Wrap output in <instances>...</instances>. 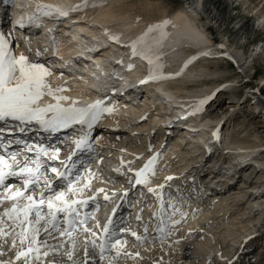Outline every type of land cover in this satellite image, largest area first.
Here are the masks:
<instances>
[{
  "label": "bare ground",
  "instance_id": "1",
  "mask_svg": "<svg viewBox=\"0 0 264 264\" xmlns=\"http://www.w3.org/2000/svg\"><path fill=\"white\" fill-rule=\"evenodd\" d=\"M118 1L120 0H104L100 7L69 11V15L66 17L58 15L60 19L67 18L70 22L76 23H73L75 27L73 26L71 32L68 33V38L62 35L68 40L61 45L56 53V57L60 60L45 63V66L49 67L52 73L48 77L50 84L53 88L57 86L66 87L68 91L62 94L77 99L79 103H89L92 100L100 99L104 100L105 104L114 110L110 114H104L102 118V126L104 127L96 129L103 134L101 140H97L99 145H95L96 151L94 150L88 155L80 153L81 156H87V159L95 158L93 162L90 159L89 163L79 165L77 163L79 154L70 162L64 156L57 161H46L45 164L47 167H58L63 171L64 166L60 165L59 161H65L74 180L77 179L78 171L83 170L84 179L76 181L88 182V187L82 195L78 194L76 198L91 196L94 199L88 200L87 205L81 208L82 214L96 208L98 213L95 214V217L98 220L99 217H105L109 214L110 207L115 206L113 202L120 200L110 227L115 234L114 238L120 239L122 242L126 241V243L120 248L118 256L116 249L109 247L103 260L99 257V250L97 249L93 253L89 245L87 246L89 257L86 261L82 251L86 247L85 240L87 237L81 234L76 239V248L72 260L67 261L63 255L71 247L68 241L64 242L63 248H59L60 253L54 251L51 246L56 245L59 239L66 240L68 238H59L58 234L54 233L58 239H47L49 247H41L40 254L38 256L36 254L33 259L43 258V252L47 251L45 264L51 262H56V264H73V262L76 264H84V262L85 264H230L234 256L239 253L242 256L251 254L253 258H249L253 260L249 263L264 264V244L259 251L252 247L254 241L264 238L263 234L259 233L264 228V221L261 220L264 219V211H261V214L258 212L259 216L256 219L250 215L264 204V178H259L258 183H255V180L253 185L249 184L250 187L245 184L249 183L251 179L243 178L244 174L241 173V187L246 188L239 187V194L234 199V195H229L236 187H229L231 184H229V178L232 175L230 173L233 172L236 175L241 172L238 170L242 169L240 166L248 168L250 165L253 168L252 172L264 173V136L261 131L253 130L256 133L251 132L249 134L248 130L251 126L249 121L239 126L240 123H236L232 115L219 113L220 102L212 100L210 104L206 103L202 106L203 111L189 117V120L178 121L180 122L178 126L186 123L190 128H193L184 127V130L197 131V138L192 139L190 144L186 143V137L195 133L181 132L182 128H180L178 129L180 134L177 132L178 136L176 134L173 137L171 134H167L168 123L183 114L182 106L193 104L207 96L213 98L212 95L215 92L234 89L236 85L234 82L237 77L227 78L225 75L228 70L226 68L220 69L215 59L222 60L219 56L221 58L227 56L244 66L246 70L248 64L253 62L252 54L258 53L259 59L264 58L263 37L251 45V52L248 56L241 46L229 42L227 37L222 44L218 43L216 47H213L212 40L208 36V28L201 23V14L205 16L207 21L219 27L225 22V14L231 0H207L206 3L203 0H180L184 5L168 7L166 11L158 15L136 13L123 7V5H118ZM239 1L242 5L246 4V7L255 10L257 20H260L261 26L264 27V2L259 5L262 0L257 3L255 0ZM1 2L7 3V0H1ZM88 2L91 3L92 0H88ZM78 3H81V0H25L23 4H18V6L37 8L39 5L38 11L49 15L50 13L57 14L64 10H70L73 5ZM27 8H22V10ZM51 14L48 18L41 17L40 20L35 17L37 20L34 23L36 25L39 23L40 26L36 31L37 36L36 34H29L23 37V41L27 45L26 48L34 52L40 49L43 51L45 45L48 44L47 41L55 38L56 31L61 28L54 24L57 20ZM165 19L171 23L167 26L170 35L161 49L165 53L163 57L164 73L175 74L180 72V75H173L172 78L166 80L152 81L154 85L149 83L147 87H144L145 96L140 98V101L138 96L134 97L133 93L120 95V91L124 90L131 81H138L147 75L148 68L147 62L139 57H132L131 49L125 47L123 43L128 44L140 35L149 24ZM40 22L46 23L48 29L43 28ZM2 25L5 23L2 22ZM105 28L108 29L109 33L120 34L119 43L108 39L104 31ZM63 30L67 33L66 29L63 28ZM251 30V22H240L235 36L246 38ZM81 33L89 39L88 44L84 46L87 53L78 45V38ZM0 34L9 39L10 47L13 50L15 38L8 32L3 33L1 30ZM23 48L21 46L16 47V54L19 55L24 53V49L27 50ZM223 50L224 53H221ZM98 51H103L101 56H95L99 54ZM201 52L208 54L198 55ZM192 56H196V59L184 67L185 61ZM85 57L87 61H81L80 58L84 59ZM73 58L76 60L78 58L81 62L76 65ZM34 61L44 63L39 59ZM129 63L134 65L133 70H125L123 67ZM60 68H65L67 71ZM182 68L183 71L181 72ZM114 80L117 82L112 86ZM245 92L243 90L242 93L245 94ZM136 99L138 100L136 101ZM45 102L53 101L51 97H45ZM254 103L260 106L262 102L255 100ZM262 113L264 114V109H262ZM230 124L232 125L231 129L229 128ZM241 126H244L241 129L245 131L244 133L240 135L238 132H234L238 131ZM139 131H141L140 135ZM214 132L216 133L215 136L213 135ZM29 135L32 136V134ZM78 137L66 132L64 143H62L63 136H61V141L58 136L51 141L53 142L52 145L61 148L62 145L58 144L61 142L69 148V139ZM193 142L202 146V153L205 152L204 150L209 151L215 148L214 145L218 146L220 152L214 155L215 150L211 154V159H209V155L207 160L206 158L202 160V156H200L197 159L199 160L198 168L189 167V164L184 162L185 157L189 156L194 159L200 154V151L198 154L191 153L192 150L189 145ZM183 143L188 146L182 147ZM103 145L111 147V150L106 151ZM99 149L104 154L96 157V152ZM222 153H227V157H223L226 160H222ZM150 154H158V162H160L158 171L147 186H135L137 189L134 188L133 193L141 192L138 198L144 199L146 205L150 206V216L155 213L160 219L165 220L167 234L155 231L149 235V231H147V234L140 235L144 237L143 242H138L131 235L132 227L128 229L119 224L117 215L125 209L124 200L130 197L132 193L133 178L131 175L126 176L130 174L133 163L145 159ZM73 162H76V165ZM224 164H228L227 168H230L228 175ZM220 165L222 167L218 169ZM112 167L119 168L121 176L116 179L115 183H112L113 185H110L107 180L110 171L107 169ZM171 177L173 180L169 182L168 179ZM10 181L13 186L19 185L16 178H11ZM216 185L218 189L215 188ZM65 186L64 180L54 179L56 189ZM110 188L111 191H109ZM149 188L154 189V191L148 192ZM259 188L263 192L260 191V193ZM97 189L104 191L99 192ZM208 191L214 192L209 202L206 199ZM105 195L110 197L107 202L104 200ZM166 199L169 200L166 201ZM244 203H247V207L242 208L243 212L239 213L238 208H240L239 206L243 207ZM97 205L98 207H96ZM169 205H173V208H169ZM175 209H179V211H174ZM172 212L174 214L171 219L180 220L179 224L173 225L167 219L168 214ZM139 220V227L146 224L148 230L153 229L152 222L147 223L146 214L141 215ZM93 223L94 221L90 219L87 226L91 228ZM153 223L155 224L154 221ZM122 228L125 229L124 232H121ZM96 231L99 233L100 229H96ZM135 232L138 234L137 231ZM252 232H256L257 235L250 237ZM206 235L211 237L214 244V247L208 250L212 254L209 258L207 257L208 259L199 256L207 254L203 252L202 242H200L201 238ZM241 248L242 251L239 252ZM3 252L4 255L0 258L12 260L16 249L5 244ZM214 253H217L219 258L213 257ZM16 261L18 264H24L23 257ZM239 263H241L240 259Z\"/></svg>",
  "mask_w": 264,
  "mask_h": 264
},
{
  "label": "snow or ice",
  "instance_id": "2",
  "mask_svg": "<svg viewBox=\"0 0 264 264\" xmlns=\"http://www.w3.org/2000/svg\"><path fill=\"white\" fill-rule=\"evenodd\" d=\"M103 2L104 0H92L89 3L88 0H81V3L73 5L70 10L61 11L59 15L66 17L69 11L100 7ZM27 19L31 22L33 17ZM170 23L171 21L165 19L149 24L140 35L124 45L131 49L132 57H139L147 62V75L140 81L142 84L180 75V72L164 73L165 53L161 49L170 35L167 31ZM104 31L110 41L119 43V33H109L107 28ZM40 54L37 50L36 56ZM207 54V52L198 53V55ZM194 59L196 56L190 57L185 61L184 67ZM133 67L132 63L128 64L129 70ZM51 74L50 68L45 64L30 59L24 53L15 54L10 47L9 39L0 34V149L3 150L0 151V256L4 255L5 244L16 249L12 260L0 259V264H14L21 257L24 258V264H29L30 254L36 253L38 256L41 247H49L47 245L49 238L53 240H57L58 237L68 238L71 247L65 254L70 261L76 248V239L81 234L87 237L84 249L86 261L89 257L87 247L89 245L93 253L99 250V257L103 260L109 247L116 249L118 256L120 248L126 243L114 238L115 234L110 227L112 216L101 225L93 212L81 213V208L87 205L88 200L94 199L91 196L87 200L76 198L78 194L82 195L85 192L88 182L81 183L74 180L65 161H59L60 165L64 166L63 171L58 167L46 166V161L59 159V146L46 147L15 136V133H24L32 125H37L43 131L51 133L79 125L81 135L71 141L75 149L79 150L90 147L85 128L91 129L105 113L110 114L114 110L100 99L83 106L79 105L77 99L62 94L68 91L66 87H52L48 80ZM45 97H51L53 102H45ZM210 99L211 96H207L189 105L188 114L195 115L203 111L202 106ZM213 135L215 136L216 133L214 132ZM13 145L21 147L12 150ZM157 158L158 154L151 156L143 167L135 172L137 185L147 186L149 174H155L153 166ZM71 159V156L67 158L69 162ZM9 178H16L21 182V186L14 187L8 182ZM54 179L64 180L66 186L56 189ZM97 191L104 190L97 189ZM148 191L153 192L154 189L149 188ZM109 199L108 195L104 196L106 202ZM169 208H173V205H169ZM112 211L115 213L116 209L113 208ZM173 214L174 212L169 213L167 219L173 225L179 224L180 220L171 219ZM89 219L94 221L91 228L87 226ZM139 219L140 217L137 216V220ZM166 228L165 220L161 219L156 231L167 234ZM96 229H100L99 233ZM124 231L125 229L122 228L121 232ZM147 231L145 225L144 233L147 234ZM54 233L58 234V237ZM131 235L138 242L144 240V237L137 235L135 231H132ZM51 247L54 251L63 248V239H59L58 243ZM43 255L47 256L48 252L44 251Z\"/></svg>",
  "mask_w": 264,
  "mask_h": 264
},
{
  "label": "rangeland",
  "instance_id": "3",
  "mask_svg": "<svg viewBox=\"0 0 264 264\" xmlns=\"http://www.w3.org/2000/svg\"><path fill=\"white\" fill-rule=\"evenodd\" d=\"M203 1L206 3L207 0H203ZM258 1L259 0H255L256 3ZM24 2H25V0H17V5L23 4ZM262 2H264V1L262 0L261 3L259 2V5H261ZM118 5H123V7H126L129 10L134 11V12L139 13V14L143 13V14L158 15V14L163 13V11H166L168 7L173 8V7L181 6L184 4L180 0H120V1H118ZM58 15H59V13L54 14V16H58ZM225 15H226L225 16V22L218 27L216 24H214L210 21H207L205 16L201 14V23L204 26H207L208 32H209L208 36L212 40L213 47H216L218 45V43L222 44V42L225 41V37H227L229 42H232V43L234 42V43H236V46H241L242 49L244 51H246L245 54L248 56L249 53L251 52L250 51V49L252 48L251 45L254 42L261 39L262 37L264 39V27L261 26L260 20H257L256 15H255V10L250 9L249 7H246V4L242 5L239 0H231V2L229 4V8L227 10V13ZM68 18H73V17H68ZM61 20H63V21L57 20L54 24L59 28H61V27L64 28V26H65L67 34L70 33L71 29H73V26H74L73 23H76V22H74V21L70 22L67 18L66 19L62 18ZM77 21H80V20H77ZM244 21L245 22L249 21V23L251 22V28H252L251 32L246 36V38L235 36V32H237V26L239 25L240 22H244ZM80 22H83V21L81 20ZM41 25L44 26V24L42 22H41ZM45 27H46V25H45ZM91 27L93 28V26H91ZM46 29H48V27H46ZM82 34L83 33H81V35L78 38L79 39L78 45H80V47L82 49H85L84 46H86L88 44L89 39L86 37V35H84V34L82 35ZM35 41H37V40H35ZM123 45H126V43H123ZM16 47L18 48L19 46H18V44L14 43L13 44V51L15 54H16V51H15ZM84 51H86V53H87V49H85ZM24 53H26L25 49H24ZM102 53H103V51H101L98 55H95V56H101ZM221 53H224V50ZM257 54L258 53L252 54L253 62L248 64V69H246L247 71L244 69V66H241L234 59L229 58L227 56H223L222 58H221V56H219L220 59H222V60H219V59L216 60L215 59V62L218 64L220 69L226 68V70H228V73L225 75V76H227V78L234 77V76L237 77L236 81L234 82L236 85H235L234 89H232V90L221 91V92L219 91L217 93L215 92L212 95L213 98L211 97V99H210L211 101L208 100L207 104H210V102H212V100H215V101L218 100L220 102L219 106H218L219 107V110H218L219 113L223 112V114L226 113V115H232L234 118V121L236 123L237 122L240 123L239 126L244 124V123L246 124L249 121L251 123V126H250L251 130L249 129L248 133L249 134H251V132L256 133L253 130H259V131H261V134H263V136H264V114L262 113V109H264V85H263L264 84V58L261 57L259 59ZM261 55H263V54H261ZM80 59H81V61H87L86 58H84V59L80 58ZM80 59L77 58V60H76V58H73L74 64L78 65L81 62ZM43 64H45V63H43ZM60 69H62V68H60ZM62 70L67 71V69H65V68ZM116 82L117 81L114 80V82H112V86H114V84ZM68 84H70V83H68ZM243 90L246 91L245 92L246 95L242 93ZM255 100H260V102H262L260 104V106L255 105V103H254ZM231 104H235V105L232 106ZM183 124H185V123H183ZM242 127H244V126H241L238 129V131H234V130L233 131L238 132L241 135L242 133L245 132V131L241 130ZM229 128L230 129L232 128L231 124L229 125ZM183 131L186 132L187 130H181V132H183ZM187 132H191V134L195 133L194 135H189L186 137V140H187L186 143L190 144V141L192 139L194 140L197 138L196 137L197 131L189 130ZM140 133H141V131H139V135H140ZM179 134H180V132H179ZM130 135H132V134H130ZM177 136H178V134H177ZM137 143H138V141H137ZM186 143H183L182 147L186 148L185 146H188ZM193 143H191V145H189L191 150H192L191 153L192 154H198L200 151V154L197 158L195 157L194 159H192V157L190 158L189 156L185 157L186 159L184 160V162L189 164V167L195 166V168H198L199 160H197V159H199L200 156H202V160H204L205 158L207 160L208 159L207 157L209 155H210L209 159H211V154H212V152L214 153L215 150L216 151H215L214 155H216L218 152H220V149L218 148V146L214 145L215 148H213L209 151L204 150L205 152L202 153V146H200V144H196L195 142H193ZM190 148H188V149H190ZM207 152H209V154H207ZM223 157H227V153H225V154L222 153V155H221L222 160H226V158L223 159ZM227 165L228 164H224L225 171L226 170L228 171V169H230V168H227ZM246 166H248L247 163H246ZM220 167H222V166L221 165L218 166V169ZM240 168H242V169H238V170H240L241 172L237 171L238 173L236 174L237 177H239V176L240 177L237 179V183L235 182L236 183L234 185V186H236L235 190L233 189V192H231L229 194L230 196L234 195L233 199L235 198L236 195L239 194L238 188L241 187V183H240V178L242 175L241 173L244 174L243 178H248L249 180L251 179V181H249V183L245 184L247 186L253 185L252 183H254L255 180H256L255 183H258L259 178H261V179L264 178L263 177L264 173L261 174L259 172H257V173L252 172L253 168L250 165L248 168H246L244 166L243 167L240 166ZM188 171H190V170H188ZM227 175H228V173H227ZM230 185H229V187L232 188ZM215 188L218 189V186L216 185ZM241 188H246V187L243 186ZM246 190H248V189H246ZM258 190H259V192L261 191L260 188ZM261 192H263V191H261ZM213 193L214 192L211 193V196L213 195ZM210 199L211 198H208L207 202H209ZM168 200L169 199H166V201H168ZM239 207L240 208H238V211H240L239 213H242L243 209H245V207H247V203H244L243 207H241V206H239ZM233 208H234V206H233ZM216 209H217V207H216ZM166 210L164 211L165 213H166ZM216 211H218V210H216ZM261 211H264V204H262L261 208H257V210L255 209V211L250 213V215H251V217H254L256 219L259 216L258 212L261 214ZM261 220L264 221V219H261ZM259 233L263 234V236H264V228L262 230H260ZM256 235H257L256 232H252L250 237H255ZM210 240H211V237H209L208 235L201 238V240H200V242H202L201 247H203V252H206L207 254L206 255L201 254L199 256L204 257L206 259H208L210 256H212L211 252L208 250L213 248L214 244H213L212 240L211 241ZM263 244H264V238L261 240L254 241L252 244V247L256 248V250L259 251L262 249ZM241 251H242V248L239 250V252H241ZM252 255H253V253H252ZM213 257H218L217 253H214ZM249 257H252L251 254H249L247 256H242L241 254L237 253L234 256L232 263H230V264H252V263H249V261L253 260L252 259L253 257L252 258H249ZM239 259L241 260V263H239Z\"/></svg>",
  "mask_w": 264,
  "mask_h": 264
}]
</instances>
